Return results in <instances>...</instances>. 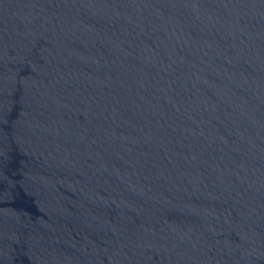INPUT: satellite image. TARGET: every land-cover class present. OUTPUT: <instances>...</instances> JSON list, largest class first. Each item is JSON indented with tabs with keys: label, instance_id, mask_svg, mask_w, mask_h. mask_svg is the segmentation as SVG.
I'll return each mask as SVG.
<instances>
[{
	"label": "water",
	"instance_id": "1",
	"mask_svg": "<svg viewBox=\"0 0 264 264\" xmlns=\"http://www.w3.org/2000/svg\"><path fill=\"white\" fill-rule=\"evenodd\" d=\"M0 264H264V0H0Z\"/></svg>",
	"mask_w": 264,
	"mask_h": 264
}]
</instances>
